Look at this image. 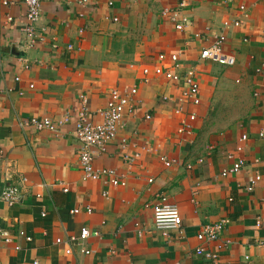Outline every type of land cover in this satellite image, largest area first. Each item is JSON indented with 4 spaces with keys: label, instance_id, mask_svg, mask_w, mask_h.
Wrapping results in <instances>:
<instances>
[{
    "label": "crops",
    "instance_id": "1",
    "mask_svg": "<svg viewBox=\"0 0 264 264\" xmlns=\"http://www.w3.org/2000/svg\"><path fill=\"white\" fill-rule=\"evenodd\" d=\"M164 11L190 26L176 31ZM25 16L23 0H0V191L11 184L20 194L13 207L0 201V264H211L195 254L200 246L217 264H264V70L256 73L264 64V0L45 1L32 46ZM217 37L234 65L199 62ZM174 53L179 70L196 72L197 107L179 102L185 84L153 74L170 67ZM132 88V111L115 138L105 152L92 149L93 167L114 170L124 186L83 180L78 112L85 107L97 123L110 93ZM180 106L196 117L191 136L178 132ZM30 120L52 127L37 131ZM237 158L242 169L221 177ZM161 194L177 206L180 230L154 229ZM220 220L228 223L216 243L196 240ZM81 230L97 236L69 246Z\"/></svg>",
    "mask_w": 264,
    "mask_h": 264
},
{
    "label": "built area",
    "instance_id": "2",
    "mask_svg": "<svg viewBox=\"0 0 264 264\" xmlns=\"http://www.w3.org/2000/svg\"><path fill=\"white\" fill-rule=\"evenodd\" d=\"M45 1L51 0H23V4L26 10V27L24 28L25 36L28 40L29 46H32L35 43L36 35L34 27L40 19L41 15V4ZM110 5V4H109ZM244 6H240L238 12L240 16L245 17ZM164 17H168L169 21L173 24L176 31L182 32L188 26L190 22L187 18L181 17L178 19L175 13H169L164 11L162 13ZM116 21V19L114 20ZM241 21H235L232 23V26L235 28L240 26ZM264 30V25H262ZM194 38L198 39L199 34H194ZM69 47L68 49H70ZM158 60L163 62L166 60L165 54H159ZM170 67H156L153 70L155 76L163 77L165 80L173 83H183L185 84V90L180 96L179 102L182 104H189L192 108L199 106V83L196 78V72L192 69L185 71L179 70L180 66L178 64V53L170 54L168 56ZM199 62H211L218 64L220 66L229 67L234 65L235 58L232 55L225 54L222 51V38L217 37L212 43L203 47L199 53ZM264 70V64L261 68L256 70V73H260ZM143 74L147 75L148 70H143ZM16 79L15 81H17ZM32 88V86H30ZM137 89L132 88L129 90L126 95H119L118 92H111L106 103V107L98 112L100 121L97 123H91L87 119V112L85 107L78 112L75 119V135L80 144L79 152V166L81 171V177L85 181L97 182L100 180H107L109 184L113 187L124 186V182L117 176L114 170L110 169H98L94 168L92 165L93 161V152L92 149L96 148L99 153L105 152V147L110 143L116 136L120 125L123 123V120L127 114L132 111L131 99L136 95ZM163 100H166L164 98ZM84 103V100H83ZM183 107L180 106L176 108L175 114L182 115L183 118L180 119L178 132L191 136L193 132L192 124L195 123L196 117L194 113L184 112ZM150 117H145L147 121ZM26 123H21V126H24ZM27 124L32 125V127L39 131L42 129H48L52 127L49 120H30ZM259 137H264V128L260 131ZM242 141L246 140V136L241 137ZM242 147L238 146L235 150L236 153H240ZM243 159L237 158L229 168L222 170L220 176L227 177L229 175L237 174L243 167ZM166 166H169L166 163ZM149 183L152 180H148ZM261 181L260 176H254L249 180V183L246 186L248 192H252L254 188ZM24 182V180H21ZM66 192V190H65ZM105 196V194L103 195ZM20 194L18 186L11 184L5 185L0 191V201L5 203L8 207H13L19 201ZM71 215L79 214V209H74L69 212ZM85 213L90 214L91 209L86 208ZM153 214V227L156 231H174L180 230L181 227V216L177 206L171 204L167 197L163 194L159 195L157 201L152 207ZM226 220H220L213 224H207L201 227L199 232L196 235V240L202 244L210 245L216 243L222 232L227 225ZM260 225L259 221L256 224V227ZM91 236H97L95 232H89L88 230H81L78 237L71 236L66 240V243L69 246L80 245L86 242V240ZM29 241V239H27ZM56 244H61L62 241L57 239ZM79 252L83 255H90L92 252L87 250L85 247H80ZM67 255L71 253L70 248L65 251ZM197 256L203 257L211 262V264H217L218 256L212 251H206L203 247H198L195 250ZM33 264H37L34 262Z\"/></svg>",
    "mask_w": 264,
    "mask_h": 264
}]
</instances>
